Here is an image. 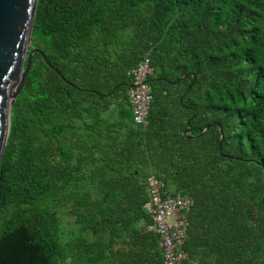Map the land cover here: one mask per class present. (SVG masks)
<instances>
[{
	"label": "trees",
	"instance_id": "16d2710c",
	"mask_svg": "<svg viewBox=\"0 0 264 264\" xmlns=\"http://www.w3.org/2000/svg\"><path fill=\"white\" fill-rule=\"evenodd\" d=\"M31 49L67 83L32 53L0 158V264H162L148 174L192 200L187 264H264V0H36Z\"/></svg>",
	"mask_w": 264,
	"mask_h": 264
},
{
	"label": "built area",
	"instance_id": "2783aa9c",
	"mask_svg": "<svg viewBox=\"0 0 264 264\" xmlns=\"http://www.w3.org/2000/svg\"><path fill=\"white\" fill-rule=\"evenodd\" d=\"M151 73L147 56L137 61L128 72L130 84L126 97L134 125L146 123L152 98L147 82ZM142 186L146 198L143 209L151 219L147 228L156 235L162 264H187L182 244L186 238V217L192 200L187 195L167 193L162 181L153 174L145 176Z\"/></svg>",
	"mask_w": 264,
	"mask_h": 264
},
{
	"label": "water",
	"instance_id": "95a60500",
	"mask_svg": "<svg viewBox=\"0 0 264 264\" xmlns=\"http://www.w3.org/2000/svg\"><path fill=\"white\" fill-rule=\"evenodd\" d=\"M35 3L36 0H0V158L8 134L10 108L23 87L32 53H38L66 82L40 50H28Z\"/></svg>",
	"mask_w": 264,
	"mask_h": 264
}]
</instances>
